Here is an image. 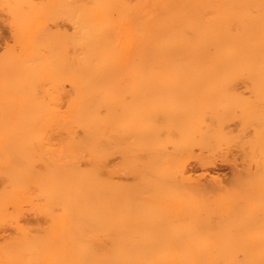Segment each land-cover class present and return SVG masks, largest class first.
I'll use <instances>...</instances> for the list:
<instances>
[{"label": "bare ground", "instance_id": "6f19581e", "mask_svg": "<svg viewBox=\"0 0 264 264\" xmlns=\"http://www.w3.org/2000/svg\"><path fill=\"white\" fill-rule=\"evenodd\" d=\"M252 1L42 0L40 5L36 0L0 1L3 10L8 9L14 41L23 46L0 63V232L6 226L16 231L0 244V264H264L260 241L244 243L236 236L217 245L216 236L207 239L201 230L213 207L207 195L226 190L223 178L212 174V169L226 162L235 170L234 182L242 178L236 159H231L235 156L231 149L237 147L230 148L241 135L200 126L196 117L204 102L178 100L172 92L148 91L198 87L220 78L264 81V12L258 16L238 12V5ZM260 2L263 9L264 0ZM51 9L66 17L72 31H56L70 46L66 61L59 54L61 65L70 70L65 69L69 106L56 119H32L27 117L30 111L35 114L42 107V100L34 103L36 97L27 91L36 81L38 67L48 64L43 69L53 66L55 71L61 62L58 58L60 62L44 63L49 59L41 57L48 48L49 31L45 33L46 25L36 31L43 25L34 24L35 18L44 20ZM40 13L43 17H35ZM33 39L45 48L41 50L39 43L35 47ZM28 43L31 54L26 51ZM53 76L57 80V74ZM125 88L133 91L122 99L119 92ZM52 96L59 99L57 92ZM116 106L130 118L135 140L151 139L161 147L155 159L139 164L137 172L148 180L156 179L153 188L148 186L152 193L109 183ZM53 135L58 143H51ZM249 141L240 143L245 146ZM248 149L244 151L249 153ZM178 166L181 177L196 181V187L174 184L171 178ZM208 177L209 181H202ZM253 185H243L246 193L232 210L242 208L243 212L241 204L247 201L258 205L255 216L233 217L238 224L243 219L249 223L264 220L260 217L264 190ZM231 195L226 191L217 200L226 201ZM24 205L41 214L44 224L20 223L17 210L25 209ZM225 206L229 210L230 205ZM149 209L173 212L139 213ZM226 209L224 213L229 212Z\"/></svg>", "mask_w": 264, "mask_h": 264}, {"label": "rangeland", "instance_id": "374dc122", "mask_svg": "<svg viewBox=\"0 0 264 264\" xmlns=\"http://www.w3.org/2000/svg\"><path fill=\"white\" fill-rule=\"evenodd\" d=\"M0 1L2 2V0H0ZM7 1H9V0H7ZM10 1H12V0H10ZM132 1H133L132 3L134 4V0H132ZM10 3H12V2H10ZM36 3H38L40 5V4H42V0H36ZM225 4L226 3H222V6L226 7ZM1 5H0V63L3 62L5 59L7 62V60L10 59V55H15L16 54L15 52H17L18 49L20 51V48L23 47L22 45L20 46V44H17L14 41V37H13V34L11 32L10 24L8 21L10 18L9 17L10 15L9 16L7 15V14H9V13H7L8 9L6 7V9L3 10L4 7L2 8ZM261 5H262V2H260V0H254L251 3L248 2L242 6L238 5V8H239L238 12L241 11V13H243V11H244L247 14H252L253 16L254 15L258 16L259 14L264 12V10H263L264 8L262 9ZM234 7L235 6H233V8ZM241 8L242 9L244 8L246 10H244V9L242 10ZM51 10H52L51 14L49 11H46L45 14H47L46 15L47 17H45V15H43L44 13L43 14L40 13V15L39 14L35 15V17L36 16L40 17L43 15L44 20L38 19V18L37 19L35 18V20H34L35 25L40 24V23H41V25H43L42 28L39 26V28L41 30L39 28H38V30H36L37 29L36 28L35 29L36 31L41 32L42 29L44 28V26L45 25L47 26V29L46 28H44V29H45V33L49 31L48 33L50 35L49 36L50 38L48 37V35H46V38L47 37L48 38L45 40V44L47 41L48 45L50 47L46 44V47H48V48L44 52L42 51L43 52L42 53L40 51L45 48V47H43V45H40V43H39V42H42V40L40 41V38H38V37H37L38 38L37 40H39V42L36 39L35 40L33 39V40L35 41V47L39 43V47L41 49L40 50L38 47L37 49H39V51H37V53L40 52V54L42 53L43 56L44 55L46 56V57L41 56L43 59L46 58V60H47V58H49L48 59L49 61L53 59V61H52L53 63H54V60H56L57 62H60V60H61V62L58 66H60L63 69H60V67H58L54 71L53 70L54 67L50 64H49V66H52V67H48L47 70L45 67L43 69V66L47 67L48 64L47 65H40L41 67H38L39 70H38V73L36 72V76H35L36 81L33 82V84L28 87L27 91H29V92L31 91L30 94L33 93L31 98L36 97V100H35V98H33L35 101L34 103H38V99L42 100V104L40 105L42 107L40 108L41 110L40 109L38 110V113L37 112L35 114L32 113L33 115L31 114V111H30V115H27V117L28 118L33 117L32 119H34V118H38V119L52 118V120H53V118H54L53 116H55V119H56V118H58L60 112L68 111L66 109L69 106L68 105L69 98H67L66 96L69 95L68 92H70V85H69V82H67V80H66V76L68 74L65 72V69L68 70L67 71L68 73L70 72V70H69L68 66H66V68H64L65 66H62L63 65L62 59L64 57H68V54L70 55V49H69V52L66 49V47L69 48L70 46L68 45V42H67L65 37H62V38H64V41L61 38V36L58 37V34L56 33V31L60 30L63 32L64 30H68L67 31L68 34H71L72 31H71L70 23H68V20L66 19V17L65 16L62 17V15H57L53 9H51ZM38 21L40 23H38ZM42 21H44V22H42ZM234 27H236V26H234ZM48 28H49V30H48ZM40 32H38V33H40ZM52 32H54L55 34ZM55 36H56V38H55ZM33 40H31L32 42H29L31 44V46H30L31 48H32L33 43H34ZM52 42H56V43L51 45ZM29 43L26 45L28 46ZM53 45H54V47H53ZM30 47L28 46L29 49L28 50L26 49V51L29 52V50H32V49H30ZM33 49H34V47H33ZM62 49H64V52L62 51ZM19 51H18V53H19ZM21 51H23V50H21ZM62 52L64 55H67V56H64V55L62 56ZM24 54H25V51L23 53V56H24ZM28 54H31V53L29 52ZM40 54H39V56H40ZM59 54H61L62 59L60 58ZM57 55H59V56L55 57ZM36 56H37V54H36ZM41 57H39V59H41ZM48 60L45 61L44 63L45 64H46V62L51 63V61L49 62ZM64 60L66 61L67 58H64ZM0 66H1V64H0ZM50 68H52V69H50ZM53 74L55 77L57 74V80L51 79ZM54 76H53V78H54ZM68 77L69 76H67V78ZM225 79H227V78H220L217 81L201 82V83H199L200 86H198V87H190L189 88L186 86L185 87L184 86H177V87H172V88L171 87H164V88H157V89L156 88H152V89L149 88L148 91L149 90H150L149 92L155 91L156 94L157 93L163 94L164 92H166V93L170 92V94H171V92H172V94H171L172 97L175 96L176 99H178V100L188 101V102H196V101L204 102L205 107L203 108V110H201L200 114L196 117V122L200 126H215L218 129L221 128V130L222 129L223 130H230V131L232 130L233 132L236 133L237 137L241 135L240 136L241 139H237L239 141L238 142L239 144L237 143V140H236V142L234 143L235 146H233L234 144H231L232 146H230V148L237 147V148H233L234 150L231 149V151L233 153H235V156H233V157L231 156V159H233V158H234V160L236 159L235 161L237 163V168L239 169L240 174H242L241 175L242 178L241 179L239 178V180L237 179L234 182L233 175H234L235 170L233 171L234 168L232 169L230 167L231 165L229 166V164L228 165L225 164L226 162L225 163L218 162L217 167L212 169V174H213V172L216 173L215 176L218 173L220 174V177L223 178V181H222L223 184L222 185L226 186L227 188L225 187V189H226L225 192L217 191L218 193L217 192H211L210 195L209 194L207 195L206 199L208 200L210 205L213 207L209 208V211H208L209 213H207V214H209V218H210V220L208 218V220L206 221V223L208 222V224L204 223V225L201 227V230L204 233H207L206 234L207 239L213 240V238L217 237L216 241H218V242H216L214 239V242L217 245H220L221 241H222V244H224L229 240L232 241V240H235L237 238L236 240L240 239L239 240L240 242H243L245 240L244 243H246L248 241H250L252 243H254V242L259 243L258 241H260L259 246L261 245V247L262 246L264 247V243H263L264 242V220H263V222L261 220L260 222L254 221V222L249 223V220L247 221L246 219H243V220H239V224L237 222L238 220H233L234 219L233 217L242 216L245 218L246 216H248V214L251 216H255L254 215L255 214L254 209H256L258 205L253 206V204H249V203H247V201L246 202L244 201L241 204V207L245 208V209H243V212L241 211L242 208L237 209L238 211L232 210L233 207L236 206V204H238V203H240V201H242L241 197L242 198L244 197V194L246 193L245 189L249 188L250 185L255 184L253 182L256 181V184L253 185V187H256V189L259 188V190L260 189L264 190V81H259V80H254V79L253 80L252 79H241V78H240V80H238L239 78H235V79L233 78V80L231 78L227 79V80H225ZM184 83H186V82H184ZM132 91L133 90H131V89L129 90V89L125 88L121 92H119V96L122 99L123 98L126 99L129 97V94H131ZM56 92H57V95L59 98L57 100H56V97L54 99V97L52 96ZM33 95H35V96H33ZM28 96L29 95H27V100L29 99V101H31L30 100L31 98ZM30 103H32V101ZM242 105H243V108L244 107H247V108L242 109ZM250 107H252V109ZM115 109L117 112V117L115 118L114 123H113V126H115L114 138H113L112 144L109 148V174H108L109 175L108 176L109 183L112 186H113V183L114 184H117V183L123 184V186H125V188L126 187L129 188L130 191L139 190V191H146V192L148 191L149 193L150 192L152 193V191H154V190L153 189L149 190L148 186L150 185V187H151L152 184L155 185L157 183L156 179L150 177V179L148 180L149 177L148 178L142 177L140 175V173H137V172H138V170H140L139 164L141 162H143L144 160H149L150 158L155 159V157H156L155 155L159 153V149L161 150V147L160 146L157 147L153 142H151V139H147V140L143 139L140 141L135 140L133 135H132L133 130L131 127H129V126H131L130 120H129L130 118L126 114L124 115L123 112L121 113L119 111L120 110L119 106H116ZM27 113H29V112L27 111ZM56 114H58V115H56ZM25 116H26V114H25ZM256 132L261 134L260 138H259L260 134L258 135V133H256ZM242 136H244V139L242 138ZM55 138H56V140H55ZM245 139H246V141H245ZM249 139H251L252 143H251V141H249ZM57 141H58L57 135H53L51 143H54V144L58 143ZM242 141L243 142L249 141L250 143H247L248 146H247V144H245V146L244 145L242 146L241 145V143L243 144ZM253 141L257 147H255ZM249 144H250V146H249ZM253 146L255 148H253ZM244 147H246V148H244ZM243 148L244 149H247V148L251 149V151L249 149L248 150H249V153L250 152H252V153L249 154L248 151H246V150L244 151ZM244 152H246V153H244ZM239 153H241V154H239ZM248 156H250V157H248ZM135 165H137L138 167L137 166L135 167ZM179 170H181V168L178 166V168L175 169V172L173 174L174 176H172V178H171L173 181H175L174 184L176 183L175 184L176 186H187L190 188H194L197 186L196 181L187 180V179H184L183 177H181V173L179 172ZM199 172L200 171H197L198 174H199ZM256 176L257 177L260 176V178L258 179ZM253 178L255 179V181H252ZM257 179H258V181H257ZM209 180H210V177H208L207 179H203L202 181L206 182ZM194 182H196V183H194ZM248 182H251V183H248ZM147 183H149V184L147 185ZM241 183L243 185H246L245 187H247V188L243 187V185ZM111 185H110V189H111ZM131 187H133V188L137 187L139 189H132ZM240 187H242V189H239ZM151 188H153V187H151ZM234 188L236 190L237 189L238 190L234 191L235 190ZM241 190H243V193ZM226 191L227 192L229 191V194L230 193L232 194L230 196V199H229V196H227L228 200H226L227 202L231 201V203H227L226 201H219L218 202V200L221 199V194L226 193ZM236 192H237V194H236ZM212 193H213V195H212ZM208 196L212 199H208ZM214 198H215V200H214ZM237 199H239V200H237ZM235 202H237V203L235 204ZM225 204L230 205V207L228 206L229 210L226 209ZM214 205H217L218 208L216 206H215L216 207L215 208ZM221 205H223V206H221ZM245 205H247V208ZM23 207L25 209L19 208L17 210L18 214L16 213L17 219H18V221H20V223L30 224L33 226H36L37 224L38 225L44 224V220H43V217L41 216V214L39 215L38 213H36L33 209H31L28 206L25 207V205H24ZM222 208H224V209H222ZM125 209H126V207L124 208V210ZM225 209H226V211H229L227 213H230V214H227L225 212L228 217L230 216L229 218L224 213ZM230 209L234 212L233 214L230 211ZM248 209L252 210V211H248ZM9 210H11L10 212L13 211L12 208H10ZM162 210L166 211V213L168 212V214L173 212L172 209L171 210L149 209L148 211H146V210L139 211V213H142V214L145 213L148 215L155 214V213H164ZM127 211H129V210H127ZM127 211H124L125 215H128ZM221 211H222V214H221ZM250 212H251V214H250ZM252 212H253V215H252ZM132 213H135V212H132ZM223 213H224V215H223ZM240 213H241V215H240ZM20 214H22V215H20ZM212 214L214 217L212 216ZM214 214H216V215H214ZM261 214H263V215H261ZM218 215H220V216H218ZM260 217H264V211L260 212ZM26 221H27V223H26ZM227 221L228 222L230 221L229 224L226 223ZM256 223H257V226H256ZM204 226H206V227H204ZM6 227H5V231L0 232V244L1 245H2V243H4V241L7 239V237H11V236H14V234H16V231L12 226H10V227L6 226ZM247 232H248V234H247ZM230 233H233V234H230ZM237 233H239V234H237ZM240 233L242 234V236H240L241 235ZM209 234L212 236V238H210L211 236L210 237L208 236ZM247 238H249V240ZM224 239L226 240V242H224L225 241ZM260 239H262V240H260ZM262 243H263V245H262Z\"/></svg>", "mask_w": 264, "mask_h": 264}]
</instances>
